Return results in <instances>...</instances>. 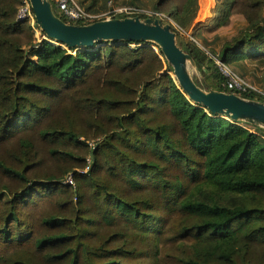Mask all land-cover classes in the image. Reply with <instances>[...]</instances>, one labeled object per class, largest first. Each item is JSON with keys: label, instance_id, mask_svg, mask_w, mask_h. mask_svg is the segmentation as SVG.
Wrapping results in <instances>:
<instances>
[{"label": "trees", "instance_id": "trees-1", "mask_svg": "<svg viewBox=\"0 0 264 264\" xmlns=\"http://www.w3.org/2000/svg\"><path fill=\"white\" fill-rule=\"evenodd\" d=\"M78 2L98 16L110 0ZM23 4L0 0V264H264V137L194 104L152 43L37 47L17 20ZM125 5L185 32L200 10ZM236 15L247 30L215 56L264 66V0H223L215 26ZM172 29L212 90L232 93L216 61Z\"/></svg>", "mask_w": 264, "mask_h": 264}, {"label": "water", "instance_id": "water-1", "mask_svg": "<svg viewBox=\"0 0 264 264\" xmlns=\"http://www.w3.org/2000/svg\"><path fill=\"white\" fill-rule=\"evenodd\" d=\"M35 22L46 38L70 49L85 50L104 42L152 43L159 47L174 70L180 89L197 105L219 117L242 122L264 130V103L235 93L204 90L194 80L191 68H197L192 56L178 42L172 25L159 18H112L88 24H70L54 10L51 0H28Z\"/></svg>", "mask_w": 264, "mask_h": 264}, {"label": "rangeland", "instance_id": "rangeland-1", "mask_svg": "<svg viewBox=\"0 0 264 264\" xmlns=\"http://www.w3.org/2000/svg\"><path fill=\"white\" fill-rule=\"evenodd\" d=\"M130 1L131 0H110V2L108 3V12H106L103 15L95 16L93 22L112 19V18H116L117 16L135 17L137 15H145L149 17L157 16L165 19V17L162 15L159 14L155 15L153 12L149 10L148 7H142V8L126 7L125 4ZM146 3L147 1H144L142 5L145 6ZM222 3L223 0H199L200 10L198 13V18L196 20V23L194 24V27L189 32H185L183 29L182 30L179 29V27L176 25L174 21H170L172 25L177 27V29L181 32V34L186 40L193 41L194 43L199 45L203 50L207 52L208 55H210L216 61V64L218 66L220 61L218 60L217 56L220 54L223 46L227 42L232 41L235 37H238L240 34L245 32L248 28V24L245 21V19L242 16H237V15L232 18L229 25L222 28H217L214 22L216 19L215 15L218 12ZM24 7L25 6L23 4L19 9V14L17 18L18 21H20V11L24 9ZM124 8L132 9L133 12H131V14L129 15L118 14L119 10ZM24 21L30 23L33 28L35 32L37 47L40 46L44 41L50 42L52 44H57L46 38V36L42 33L39 27L34 24V19L30 15ZM130 46L136 48L144 45L133 43L130 44ZM148 47L158 50L156 46H152L150 44L148 45ZM77 52H82V50H76L74 53ZM215 54L217 56H215ZM241 63L243 65L242 67L239 68L231 65L230 69L238 77H240L246 84L256 89L258 94L264 96V66L260 65L256 61L242 60ZM191 74L194 80L204 90L213 89L215 81L209 80L207 75L204 74L202 71H200L198 68H191ZM238 125L250 130L251 132L257 135H261L264 137L263 130L257 129L249 124L247 125L242 122L238 123ZM91 145L93 146L94 143H91Z\"/></svg>", "mask_w": 264, "mask_h": 264}, {"label": "built area", "instance_id": "built-area-1", "mask_svg": "<svg viewBox=\"0 0 264 264\" xmlns=\"http://www.w3.org/2000/svg\"><path fill=\"white\" fill-rule=\"evenodd\" d=\"M54 10L60 18H65L67 23L70 24H88L94 21L95 16L88 13L83 9L78 0H51ZM24 9L20 11V21H24L29 15L34 19V14L32 12L30 3L28 0H24ZM133 12L132 9L124 8L119 10L118 14L129 15ZM27 14V15H26ZM35 24V20H34ZM219 68L222 74L227 78V82L224 87L232 93L243 95L251 92H256L257 90L252 88L250 85L246 84L240 77H238L228 66L219 62ZM89 165L91 160H88ZM89 170V167L84 173ZM66 185L74 186V181L72 177H69L66 181Z\"/></svg>", "mask_w": 264, "mask_h": 264}]
</instances>
